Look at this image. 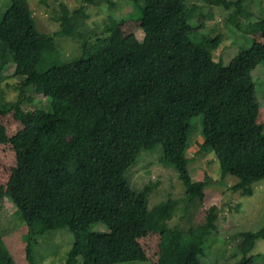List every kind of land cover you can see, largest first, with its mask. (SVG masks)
<instances>
[{"label": "trees", "instance_id": "trees-1", "mask_svg": "<svg viewBox=\"0 0 264 264\" xmlns=\"http://www.w3.org/2000/svg\"><path fill=\"white\" fill-rule=\"evenodd\" d=\"M127 1L125 16L107 17L90 49L86 38L75 36L64 4L60 30L52 33L36 28L27 0H11L0 15V82L12 63L18 86L16 100L0 105V198L10 196L26 223L29 264H36L31 241L64 226L73 236L64 264H75L78 256L81 264H202L216 206L186 231L163 226L170 205L149 209L150 186L136 190L127 176L141 150L160 148L162 163L176 169L186 195L202 196L211 179L193 180L186 157L197 114L203 116L202 144L213 148L221 177L237 179L233 189L264 178V106L251 75L264 61V17L237 22L251 44L225 65L214 58L220 36L200 33L189 22L190 0ZM204 1L235 9L234 23L249 0ZM59 34L83 41V54L40 68ZM43 96L48 110L40 108ZM99 222L107 230H94ZM240 235L241 257L214 264H253L264 225ZM0 264H16L1 234Z\"/></svg>", "mask_w": 264, "mask_h": 264}, {"label": "rangeland", "instance_id": "rangeland-1", "mask_svg": "<svg viewBox=\"0 0 264 264\" xmlns=\"http://www.w3.org/2000/svg\"><path fill=\"white\" fill-rule=\"evenodd\" d=\"M11 0H0V15ZM111 6L105 0H27L33 12L36 28L43 33L60 30L61 5L68 7L71 21L76 25L79 39L86 38L87 48L100 39L98 30L107 17L121 18L125 16L127 0L118 4L112 0ZM189 7L192 18L189 21L199 28L200 33H212L220 36V44L214 50V58L222 59L228 64L239 50L251 44V36L237 26L250 20L264 17V0H249L243 6V13L232 22L235 9L208 3L204 0H190ZM85 13L84 16L82 14ZM138 12H135L137 15ZM236 15V14H235ZM203 24V27L198 26ZM97 34H91L92 30ZM198 33V32H197ZM136 35L143 37L142 31ZM195 35V34H194ZM213 36V35H212ZM53 52L46 50L39 64L40 68L48 67L53 59L55 62L68 61L82 55L83 41L76 42L71 36L59 34L54 38ZM14 65L7 64L3 68L5 79L0 82V105L5 101H15L18 94L17 79L11 77ZM255 94L264 106V61L251 72ZM31 95L34 92L26 91ZM28 95V94H27ZM40 108L49 109V99L38 98ZM202 114L191 118L190 132L186 147L187 168L193 180H201L205 174L211 179L204 187L203 195L188 197L183 182L178 178L176 169L161 161L160 148L141 150L136 161L129 167L127 176L131 186L136 190L149 187L147 203L149 209L159 203L170 205V218L160 224L169 228L186 231L190 226L201 224L210 206H216L217 218L215 227L204 237L199 261L202 264L233 263L241 254L237 249L241 241L240 232L257 230L264 225V178L253 182L249 187L235 190L232 185L237 180L227 175L222 178L218 158L211 146L202 144ZM264 133V129H263ZM94 230H107L106 225L99 222ZM27 226L20 217L16 205L10 196L0 198V234L2 241L9 250L16 264H29L25 252V234ZM32 256L36 264H64L67 253L73 244V236L68 226L50 229L37 235L31 241ZM252 253L253 264H264V236L257 239ZM75 264H81L77 257ZM116 264V263H114ZM118 264H152L147 260H131Z\"/></svg>", "mask_w": 264, "mask_h": 264}]
</instances>
